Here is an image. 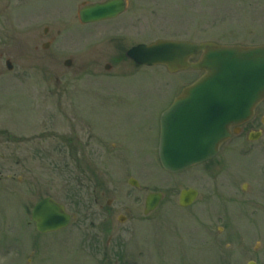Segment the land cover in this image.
Listing matches in <instances>:
<instances>
[{
    "label": "rangeland",
    "instance_id": "obj_1",
    "mask_svg": "<svg viewBox=\"0 0 264 264\" xmlns=\"http://www.w3.org/2000/svg\"><path fill=\"white\" fill-rule=\"evenodd\" d=\"M82 1L12 0L11 18L0 12V264H264L262 220L243 225L257 253L226 259L205 244L207 233H199L195 217L206 214L213 234L222 224L216 210L210 215L199 202L186 210L179 205L183 188H205L203 195L213 190L207 164L169 173L155 155L159 114L188 85L191 72L127 63L105 70L119 52L106 42L115 31L106 30L110 22L82 24ZM136 5L130 0L119 17L127 25L115 37L126 47L156 38L264 44V0H159L151 11ZM46 26L53 34L44 48ZM260 108L263 116L264 102ZM147 123L152 126L143 130ZM71 136L78 145L74 158L61 148ZM235 139L220 154L232 155L227 171L235 172L222 188L242 193L252 177L264 178V134L247 152H237L245 136ZM116 152L119 157L110 155ZM130 177L140 186L130 185ZM155 190L164 198L145 214L147 193ZM44 197L72 215L63 230H36L32 208ZM248 206L249 216L263 215Z\"/></svg>",
    "mask_w": 264,
    "mask_h": 264
},
{
    "label": "water",
    "instance_id": "obj_2",
    "mask_svg": "<svg viewBox=\"0 0 264 264\" xmlns=\"http://www.w3.org/2000/svg\"><path fill=\"white\" fill-rule=\"evenodd\" d=\"M122 10V0L87 4L80 10V18L89 23L114 17ZM195 49H205L207 53L201 62L191 64L188 58ZM128 55L138 63L166 64L170 71L186 67L206 70L198 81L183 89L162 115L159 155L163 167L171 172L214 157L231 136V127L249 120L254 108L264 99V46L221 47L212 43L160 40L139 45ZM70 64L68 60L66 65ZM7 66L12 68L11 62ZM258 137L259 134L251 136ZM130 182L138 185L133 179ZM195 196L194 190H183L180 204L188 205ZM160 199L159 193L149 194L145 213L152 211ZM32 217L40 233L59 230L70 222L65 207L52 198L39 201Z\"/></svg>",
    "mask_w": 264,
    "mask_h": 264
},
{
    "label": "flooded vegetation",
    "instance_id": "obj_3",
    "mask_svg": "<svg viewBox=\"0 0 264 264\" xmlns=\"http://www.w3.org/2000/svg\"><path fill=\"white\" fill-rule=\"evenodd\" d=\"M124 1H125L126 9H127V7L129 6L130 0H124ZM11 2H12V0H1L0 1V12H2V10L4 11V15H6L7 20L9 18H11V16L6 13V12H9L8 10H9V7L11 5ZM82 2H87V0H83ZM133 2L137 3L136 10L138 9V10L144 11L146 8H149L148 10L151 11V9L153 10L155 7V6L151 7V4L156 3V2L159 3V0H133ZM120 16L112 18V19H106V20L101 21V22H94V23L90 24L92 26H97V25L104 23V22L105 23L110 22L109 24L112 26H111V28H107L106 30H108L109 32L115 31L114 34L111 35V37L107 38L106 42L116 46L117 50L119 52L117 54H115L114 56H112L109 59L110 60L109 62H106L104 68L107 71L112 70L113 67H115L116 65H119L120 63H127L129 65L142 66V65L136 64L130 58H127L126 57V51L128 49H130L131 47L139 44V43H142V42L150 43L153 41V40L152 41H139L137 43L130 44L128 47H126L124 42L122 41V38L115 37L116 32L122 30L124 28V26L127 25L126 23L121 24V22L119 21ZM59 20L60 19H56V18L50 19V21H53V24H58ZM130 20H132V19H130ZM116 21H118V22H116ZM114 22H116V23L114 24ZM121 33H124V31H121ZM52 34L53 33L51 32V28L49 26H46L43 28L44 37L47 35L46 37L49 38L48 41L44 43V45H43L44 48H47L50 45V43L52 41V39H51ZM219 44H221V43H219ZM234 44H238V43H230V44L226 43L224 45H234ZM240 45H243V44H240ZM111 54H112V51H111ZM202 56H203L202 51H195L189 61L190 62H197L198 60H200V58ZM71 62H72V60H71ZM187 71L191 72L190 77H189V83L194 82L195 80L200 78V76H202V74L204 73L203 71L192 70V69H189ZM261 104L262 103H260L255 108L254 115H253L251 120L240 125L239 127L233 128L234 133H233L231 139H229L228 141L224 142L221 145L216 157L210 161L203 163V164H207L208 170L206 171V173H207V175L210 176V178L214 182L213 183L214 185L211 186V188L213 190L210 191L208 193V195L207 194L203 195L202 191H203V189L205 190V188L202 189L200 187H197V186L195 187L192 185H191V187H186V188H192V189L197 191L196 199L187 208H191L194 204L196 205L199 202L204 208L203 213L209 212L210 215H212V213H213L212 210H216L214 212L215 213V215H214L215 219L217 221L222 222V224L217 227L216 233L213 232V234H212L209 232L210 227L206 224V220L203 218L204 216H206V214H203V215L200 214L202 218L200 216H195V217L199 220V225L201 228V230L199 229V233H204V232L207 233V236L204 239L205 244H207L208 247L211 248L212 253L216 254V256L226 258V259H230V258L231 259H235V258L241 259V258H246V257L250 258L255 253H257V250L255 248H253L252 246L249 247V244H248L249 241L247 240V236H246V231L248 229L245 228L243 225H254V224H256V220H259V221L262 220V222H264V178L263 177H260V178L252 177V179H254L256 181L251 180L249 182H245L242 185V187H240L242 190H244L242 193L237 192V191L229 192L226 189L223 192L222 184L224 182V178H227L228 173L233 174L235 172H232L230 170H229V172L227 171V169L231 166V163H232L229 160L230 157H232V155L231 156L227 155V156H224L222 158V157H220V154L223 153L224 151L225 152L228 151V148L226 145H228L229 142H231V140L233 138L234 139L237 138L235 140H239L238 137L243 138L244 136H245V139L241 140L243 142V144L241 147L239 146L240 148H238L237 152H239V153H241L242 151L247 152L252 148V143L255 142V140L252 141L250 139L251 135H254L255 133H260L261 135L264 134V128H263L264 115L261 116L262 112L260 113ZM160 115L158 117V122H157L158 132L160 130ZM151 126H152V123H147L146 127L143 126L144 127L143 130H148V128ZM252 127H254V128H252ZM235 129L237 131H235ZM72 136H71L72 139L70 140V142L63 141L62 144L64 147L61 146V148L63 150H64V148H66L68 154L69 153L72 154V158H74L76 156L75 154L78 151V149H77L78 145L76 143L77 141L76 140L74 141V138ZM126 136L129 138L131 137L129 132L126 133ZM157 137H159V133L157 134ZM115 145L116 144H114V146ZM128 146H130V145H128ZM246 148H247V151H246ZM151 149H152L151 147L146 148V151L151 156H153L154 155L153 150H151ZM120 151H122V150H120ZM106 152H107V150H105V153ZM155 153H156L155 155L158 157V145H156ZM110 155L112 157H119L120 153L116 152L115 154H110ZM134 155L135 156L138 155V152L136 150L134 151ZM26 158L28 161H30V159L28 158V155L26 156ZM255 187H256V189H253ZM236 189H239V188H236ZM180 191L177 194L178 196L180 195ZM250 191H251V193H250ZM163 198H164V193H163ZM211 199H215L217 201H212ZM218 202H220L222 204V206L224 205L223 208L220 207L218 209V205H219ZM250 204L254 205V207L257 208L258 212L261 211L263 213V215L260 214L262 216H260L257 219H255L252 216H249L248 210H246V207H249L248 205H250ZM210 208L212 210H210ZM218 212H219V214H217ZM190 215H191V213H190ZM236 217H239V221H237V222H236V220H237ZM195 236L196 235H193L192 237H195ZM202 236H204V234H202ZM187 238H189V236H187ZM197 238H198V240L200 239V237H197ZM204 240L201 239V242H203ZM254 262L256 264H259L257 260L256 261L254 260Z\"/></svg>",
    "mask_w": 264,
    "mask_h": 264
},
{
    "label": "bare ground",
    "instance_id": "obj_4",
    "mask_svg": "<svg viewBox=\"0 0 264 264\" xmlns=\"http://www.w3.org/2000/svg\"><path fill=\"white\" fill-rule=\"evenodd\" d=\"M84 23V22H83ZM90 24L92 23V22H89Z\"/></svg>",
    "mask_w": 264,
    "mask_h": 264
}]
</instances>
